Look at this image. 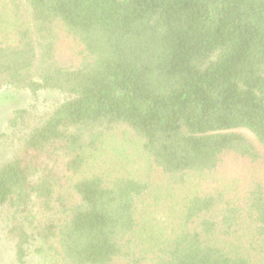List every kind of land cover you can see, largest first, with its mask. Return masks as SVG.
<instances>
[{
	"label": "trees",
	"instance_id": "trees-1",
	"mask_svg": "<svg viewBox=\"0 0 264 264\" xmlns=\"http://www.w3.org/2000/svg\"><path fill=\"white\" fill-rule=\"evenodd\" d=\"M18 2L0 8V89L64 97L1 136L18 264L30 248L43 264H264L263 180L214 188L264 167V0ZM127 140L157 184L90 170Z\"/></svg>",
	"mask_w": 264,
	"mask_h": 264
},
{
	"label": "rangeland",
	"instance_id": "rangeland-1",
	"mask_svg": "<svg viewBox=\"0 0 264 264\" xmlns=\"http://www.w3.org/2000/svg\"><path fill=\"white\" fill-rule=\"evenodd\" d=\"M14 1L16 3L18 2V0ZM17 4L22 6L21 2H18ZM7 6L8 8H12L11 0H0V8H6ZM23 10L25 11L24 5ZM4 21L7 23L10 22V20L7 19H4ZM63 99L64 97L62 94L52 91H42L34 97L30 93L24 91H17L10 88L0 89V151L4 149L1 136L6 132L8 120L15 110L32 109L37 112H44L52 108L54 105L62 102ZM239 131L244 133L249 138H252V135L249 132L245 130ZM111 140L116 142L115 138H112ZM117 140L119 141V139ZM120 143L125 146L124 153L122 152L120 157H118V151L122 146H118L116 144L114 146L113 143L106 142L101 147L98 157L94 160V162L89 164L90 170L92 172L99 169L109 171L112 169L120 170L122 172H129L133 175L140 176L143 179L146 178L148 180L149 178L153 184H157L161 179H155V172H153V170L149 167L147 159L140 154L137 146L130 140H127L126 144L122 141ZM123 154L124 159H122ZM233 172L234 174H238V170L234 169ZM240 174L238 177L232 175L236 179L232 180L227 186L225 181L222 179L219 181L217 179V183H214V188L216 191L224 193L228 190L227 195L233 196V194H240L243 190L245 182H249L252 178L256 177L264 182L263 166H258L252 169V167L248 165L244 171L243 169L240 171ZM33 250V248L28 250L25 264H43L41 257L35 254ZM0 264H18L15 259L13 244L6 240L1 222Z\"/></svg>",
	"mask_w": 264,
	"mask_h": 264
}]
</instances>
